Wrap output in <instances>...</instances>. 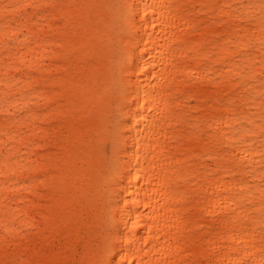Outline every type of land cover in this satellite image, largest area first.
I'll list each match as a JSON object with an SVG mask.
<instances>
[{
  "label": "bare ground",
  "instance_id": "bare-ground-1",
  "mask_svg": "<svg viewBox=\"0 0 264 264\" xmlns=\"http://www.w3.org/2000/svg\"><path fill=\"white\" fill-rule=\"evenodd\" d=\"M262 3L0 0V264H264Z\"/></svg>",
  "mask_w": 264,
  "mask_h": 264
},
{
  "label": "snow or ice",
  "instance_id": "snow-or-ice-1",
  "mask_svg": "<svg viewBox=\"0 0 264 264\" xmlns=\"http://www.w3.org/2000/svg\"><path fill=\"white\" fill-rule=\"evenodd\" d=\"M124 7L130 8L131 6L126 5ZM260 7L262 9V13H264V3H262ZM128 18L131 19V16ZM262 32H264V27H262ZM260 43L261 47L264 48V38L261 39ZM260 64L264 66V58L261 59ZM136 115L139 116L140 114L136 113ZM262 119H264V115H262ZM136 124L138 126L139 121H136ZM126 126L130 128L131 122L117 119L106 129L107 142L105 144V154L108 155L107 148L110 145V159L113 164V175L119 173V154L126 151V148L124 147L126 143L125 137L129 135V132L125 131ZM262 131H264V125H262ZM261 155L264 156V153ZM137 179H139V177H137ZM138 221L139 217H137L136 222H132L133 228L139 227ZM125 227H127V222H125ZM125 242H127L129 248L132 247V241L130 239L125 241L124 236L117 229H108V231L103 235L101 242L102 255L95 261H88L87 264H130L128 256L121 254L123 251V244ZM117 256L120 257L119 260L116 259ZM81 264H84V262H81Z\"/></svg>",
  "mask_w": 264,
  "mask_h": 264
},
{
  "label": "rangeland",
  "instance_id": "rangeland-1",
  "mask_svg": "<svg viewBox=\"0 0 264 264\" xmlns=\"http://www.w3.org/2000/svg\"><path fill=\"white\" fill-rule=\"evenodd\" d=\"M111 2H112V4L111 5H114L115 4V2H116V0H111ZM208 5V4H207ZM201 7H203V10H205V11H209V5L208 6H204V5H200ZM202 16V15H201ZM207 16H208V14H207ZM196 18H197V16H196ZM209 18V17H208ZM208 18H206V17H203V19H208ZM117 27H118V24H117ZM222 37H217L216 39L217 40H219V39H221ZM194 104V102L192 101V100H190L189 101V106H191V105H193ZM193 115H195V113H192ZM108 119V117L106 118V120ZM110 119H112V118H110ZM192 122V121H191ZM204 131H202L201 132V134L203 133ZM202 138H204V136H202ZM102 149L104 150L105 149V145H103V147H102ZM108 164V163H107ZM103 173L104 174H107L108 175V173H107V165H106V163H105V167H104V169H103Z\"/></svg>",
  "mask_w": 264,
  "mask_h": 264
}]
</instances>
